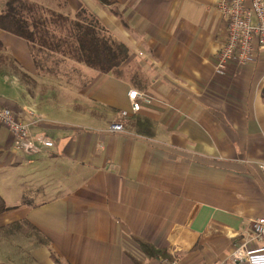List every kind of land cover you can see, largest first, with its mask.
Segmentation results:
<instances>
[{
  "label": "crops",
  "instance_id": "0c3cea01",
  "mask_svg": "<svg viewBox=\"0 0 264 264\" xmlns=\"http://www.w3.org/2000/svg\"><path fill=\"white\" fill-rule=\"evenodd\" d=\"M108 1L41 4L86 8L125 42L131 56L110 73L58 54L37 61L27 41L0 34V105L23 120L32 108L42 120L31 133L55 141L28 154L0 125L11 207L0 264H247L232 252L264 215V51L218 73V0ZM130 89L150 102L123 118ZM118 122L124 131L110 130Z\"/></svg>",
  "mask_w": 264,
  "mask_h": 264
},
{
  "label": "trees",
  "instance_id": "16d2710c",
  "mask_svg": "<svg viewBox=\"0 0 264 264\" xmlns=\"http://www.w3.org/2000/svg\"><path fill=\"white\" fill-rule=\"evenodd\" d=\"M0 30L27 41L37 61L42 55L58 54L102 73H110L119 70L131 56L130 47L114 38L86 8L71 14L34 0H5L0 12ZM4 48L0 37V71L9 62ZM10 208L0 194V214ZM133 240L147 256L163 255L152 244L136 237Z\"/></svg>",
  "mask_w": 264,
  "mask_h": 264
},
{
  "label": "built area",
  "instance_id": "2783aa9c",
  "mask_svg": "<svg viewBox=\"0 0 264 264\" xmlns=\"http://www.w3.org/2000/svg\"><path fill=\"white\" fill-rule=\"evenodd\" d=\"M217 9L226 23V38L216 54V71L225 73L231 62L248 65L256 62L264 51V0H218ZM131 110H123V118L141 110L142 101L150 102L145 92L130 89L128 92ZM28 120L0 105V125L8 128L14 137L17 149L33 154L42 147H52L55 141L46 133L33 135L31 127L42 120V116L29 108ZM112 131H124L122 123H112ZM264 172V162L260 163ZM252 244V245H251ZM232 259L247 264H264V215L253 221V229L245 243L232 252Z\"/></svg>",
  "mask_w": 264,
  "mask_h": 264
},
{
  "label": "rangeland",
  "instance_id": "374dc122",
  "mask_svg": "<svg viewBox=\"0 0 264 264\" xmlns=\"http://www.w3.org/2000/svg\"><path fill=\"white\" fill-rule=\"evenodd\" d=\"M34 1H37V2H39V3H50V2H53V1H55L56 3H61L63 0H34ZM3 32H5V33H9V34H11L10 32H7V31H5V30H0V34L1 33H3ZM11 35H14V34H11ZM16 36V35H15ZM1 37V36H0ZM18 37V36H17ZM33 53V52H32ZM42 70H44V69H42Z\"/></svg>",
  "mask_w": 264,
  "mask_h": 264
}]
</instances>
